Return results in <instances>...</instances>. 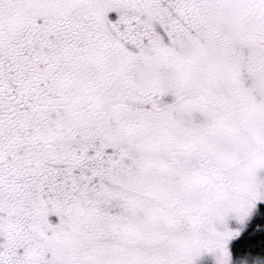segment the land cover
<instances>
[{"label":"snow or ice","instance_id":"snow-or-ice-1","mask_svg":"<svg viewBox=\"0 0 264 264\" xmlns=\"http://www.w3.org/2000/svg\"><path fill=\"white\" fill-rule=\"evenodd\" d=\"M0 264H264V0H0Z\"/></svg>","mask_w":264,"mask_h":264}]
</instances>
